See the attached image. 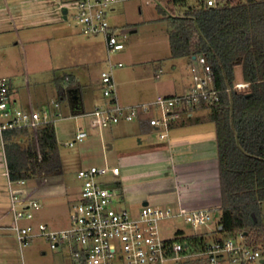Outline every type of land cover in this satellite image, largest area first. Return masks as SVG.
Segmentation results:
<instances>
[{
    "label": "rangeland",
    "instance_id": "1",
    "mask_svg": "<svg viewBox=\"0 0 264 264\" xmlns=\"http://www.w3.org/2000/svg\"><path fill=\"white\" fill-rule=\"evenodd\" d=\"M7 2L13 9L20 8V12L28 11L34 16H31L30 23L24 25L19 23L18 29H14L11 20L7 18L5 2L0 0V70L3 72L2 75H16L15 85L23 100L27 101L30 94L34 102L37 100L46 102L58 94L53 86L54 70L57 75H62L64 72L77 73L83 82L87 112L91 104L89 96L98 99L103 94L101 73L107 68V57L103 62L95 61V59L96 55H106L104 36L84 34L75 18L76 10L66 0L64 4L71 5L67 19L64 18L63 11L57 9L58 3L53 0H7ZM147 2V0H126L116 4L118 8L125 11L124 14L129 22H136L138 25V32L129 31L127 34L125 50L130 49L131 56L138 60L149 56H159V59L153 61L157 63L155 68L160 69L162 76L170 77L174 69H172L173 60L169 58L170 26L167 17L185 13L189 7L197 6L200 0H185L179 3L173 0H149V3ZM51 10L53 12H50ZM78 59L82 60L86 69L74 68ZM175 61L180 62L182 74L187 78L190 77V68L188 63H185L187 59L176 58ZM142 64L145 65L144 67L149 66L146 62ZM130 66V62L125 60L124 71ZM235 72L236 83L242 82V65L238 64ZM144 83L145 81H137L132 86L140 87ZM122 87L128 95L126 85ZM68 105L69 101L63 100L62 117L54 122L62 171L60 174L49 176L47 180L33 178L26 182L23 189H26L30 195L36 192V197L43 202L44 206L35 211V217L32 220H24L23 223L48 222V226L53 229L68 228L71 224V207L81 196V182L77 178V173L80 169L89 168L92 165L120 167L121 174L119 176L109 175L108 184L113 188H120V184H123L124 190L126 188L125 199H117L116 206L127 209L133 214L137 213V207H141L145 200L138 199L139 194L153 191L154 198L161 202H165L170 195L175 194V189L168 191L170 190L168 186L175 185L170 163L166 166L151 168H134L126 165L124 158L128 157H125L126 154L122 153L124 151L120 150L119 143H115L113 148L108 149L107 143L102 141L99 129L90 127L91 116L85 114L78 118L70 110L65 113L64 109H67ZM210 125L214 124L205 123L203 126L209 127ZM81 127L87 131L88 136L74 146H69L67 142L75 138ZM157 175H162L158 178L160 180L164 177L165 181L163 183L157 181ZM162 186L169 189L163 191L157 189ZM152 199L153 197L148 200L154 205ZM220 202L216 203L212 211L213 221L207 226L198 227L197 230L186 223L183 217L176 216L161 220L159 226L163 237L174 239L179 230L191 235L207 233L209 229L216 228L215 223L220 215ZM8 226L9 229L0 236V264H81L73 262L68 246L60 245L58 248H52L48 240L41 236L31 238L26 245L21 247L11 223ZM214 238L212 234L208 237V241L214 242ZM167 264H210V260L197 245L187 246L186 251L182 253L181 260L170 261ZM219 264L235 263L226 259ZM255 264L262 263L256 261Z\"/></svg>",
    "mask_w": 264,
    "mask_h": 264
},
{
    "label": "built area",
    "instance_id": "2",
    "mask_svg": "<svg viewBox=\"0 0 264 264\" xmlns=\"http://www.w3.org/2000/svg\"><path fill=\"white\" fill-rule=\"evenodd\" d=\"M57 9L68 10L71 5L64 0H53ZM76 10L75 18L86 35L102 34L107 48V68L101 73L103 94L108 98L104 105L95 107L90 113V126L102 130L121 122H136L148 116L149 125L160 129V138L168 137L171 125L182 116L196 108L199 100L208 103L219 101V93L213 83V72L204 56H196V62L190 71L193 85L186 94L175 96L159 95L152 101L124 105L118 99L117 83L114 71L123 66L115 61L113 53L125 48L127 32L112 25L109 10L118 2L126 0H66ZM216 5L217 0H208ZM249 84L242 81L235 88L246 91ZM62 103L54 96L43 109H26L17 106L12 93V80L0 76V135L9 130L29 128L36 131L40 126L54 123L62 117ZM88 136L80 128L75 138L67 144L74 146ZM118 166H97L80 169L77 178L81 182V196L70 211L71 224L68 228L57 230L46 222L23 223L32 220L35 211L41 209L38 199L24 196L25 179L12 181L9 178L11 205L14 220L12 228L16 231L20 246L26 245L33 237H44L52 248L66 245L70 249L73 262L81 264H167L181 260L188 244L182 240L163 237L159 222L173 217H183L193 226H206L214 219L210 209H188L181 204L142 205L136 214L118 208L116 200L121 199L118 188L109 186L107 177L118 176ZM210 264H219L228 259L235 264L256 263L264 258L262 251L248 245L242 233L228 235L222 239L205 244L202 248Z\"/></svg>",
    "mask_w": 264,
    "mask_h": 264
},
{
    "label": "trees",
    "instance_id": "3",
    "mask_svg": "<svg viewBox=\"0 0 264 264\" xmlns=\"http://www.w3.org/2000/svg\"><path fill=\"white\" fill-rule=\"evenodd\" d=\"M167 19L171 58L204 56L219 93L217 102L196 103V107L208 109L205 116L188 119L215 124L221 189L216 228L191 235L179 230L172 240L202 249L211 243L208 237L212 234L219 240L226 233H242L248 245L260 249L264 256V0H217L216 5L200 0L185 13ZM238 64L242 65L243 81L249 84L246 91L235 88ZM54 81L61 103L79 86L68 73L56 75ZM3 142L12 181L61 173L54 123L36 131H6Z\"/></svg>",
    "mask_w": 264,
    "mask_h": 264
},
{
    "label": "crops",
    "instance_id": "4",
    "mask_svg": "<svg viewBox=\"0 0 264 264\" xmlns=\"http://www.w3.org/2000/svg\"><path fill=\"white\" fill-rule=\"evenodd\" d=\"M147 1V3H149V0ZM3 2H5L7 18L8 20H11L14 29H18L19 23H22L23 25L30 23L32 15H30L28 11L20 12V8L13 9L10 7L7 0H3ZM52 10L50 12H53ZM139 10L140 12L142 11L140 6ZM124 12L125 11L118 8L116 4L109 10L108 16L112 25L118 29L125 30L127 34L129 31L138 32V25L136 22H129ZM125 43L126 46L124 49L113 53L115 61L123 62V66L117 67L114 71L115 80L118 84V99L120 103L124 105L144 103L154 100L159 95L175 96L186 94L190 91L193 85L191 71L190 77L188 76L187 78L186 75H183L181 64H179L180 62L175 61L176 58H172V69H174V71L171 76H162L160 69L157 67L155 68L157 63H153V61L159 59V56H149L148 58L138 60L131 56L130 49L127 51L125 50L127 48V42L125 41ZM132 43L136 44V42ZM104 45L106 48L105 43ZM88 48L90 50V46ZM96 56L95 61L103 62L106 60L107 52L104 56L101 54L100 56ZM100 57L101 59H99ZM169 58H171V52ZM183 58L187 59L185 63H188L189 68L196 62L194 58ZM125 60L129 61L131 66L124 71L123 68ZM144 62L149 64V66L144 67L145 65L142 64ZM81 67H83V69ZM74 68L84 70L86 69V65L83 64L82 60L78 59ZM64 73L72 74L77 79L79 84V86H76L77 89L71 90L70 92V99H67L69 101V109L68 107L67 109L65 108V113L70 110L73 115L81 118L82 115H87L94 110L95 107L104 105L108 102L109 99L106 98L104 94H102V96L98 99H94L92 96H89L91 104L89 110L86 112L87 99L85 98L84 90L82 88L83 82L80 80L77 73ZM2 74L3 72L0 70V76L8 75ZM56 75V71L54 70L53 78H55ZM15 76L16 75L7 77H10L12 80V93L17 106L26 109H43L49 105V99L46 102H39L38 100L37 102H34V99L30 94L27 101L23 100L22 95L19 94L20 92L17 90V86L15 85ZM137 81H145V83L140 87L134 88L132 84L134 85ZM124 84L126 85L128 95H126L122 87ZM53 86L57 89L55 81L53 82ZM56 95L57 94L54 96ZM35 105H37L36 108ZM61 110L63 113V102ZM207 113L208 109L201 108L200 106L192 109L187 115L182 116V118L172 126L168 137L165 139L160 138L159 128L149 125L148 116H143L136 122H121L99 130L102 141L104 140L109 146L108 149L113 148L115 143H119L121 147L120 150L124 151L122 153L126 154L125 157H128L124 158V163L130 167L151 168L166 166L168 163L171 164V175L172 179H174L175 185L172 184L171 186H168L170 188L168 191L175 189V194H173V196L170 195L168 200H165V202L156 200L153 196V191L139 194L138 199H145L144 201L151 203L148 199L153 197L152 202L154 205L170 204L174 207H178V205L181 204L188 209L207 208L214 211L213 209L216 203L221 201L215 124L207 120L198 123L188 122L189 117L205 116ZM205 123H213L214 125H210L209 127L203 126ZM156 177L161 178L162 175H157ZM46 178L48 177H44V179ZM159 178L157 181L162 183L165 181V179H163L164 177L160 180ZM169 188L162 186V188L158 187L157 189L163 191ZM119 189L123 192L122 194L120 191L121 199H125L124 193L126 192V188L124 190L123 184H120ZM23 191L24 196H29L41 201L38 197H36V192H32L30 195L26 192V189H23ZM41 204L43 208L44 205L42 201ZM137 208L138 209L136 211L138 212L141 207L139 206ZM13 220L14 215L11 205L9 173L4 142L0 135V236L4 234L5 230L9 229L8 224L11 223L12 225ZM214 230L215 228H211L207 233Z\"/></svg>",
    "mask_w": 264,
    "mask_h": 264
},
{
    "label": "water",
    "instance_id": "5",
    "mask_svg": "<svg viewBox=\"0 0 264 264\" xmlns=\"http://www.w3.org/2000/svg\"><path fill=\"white\" fill-rule=\"evenodd\" d=\"M67 12H68V10L65 8L63 10V15H64L65 19H67V17H68ZM193 58L196 59V56H194ZM147 204H148V202L144 201L143 205H147ZM220 228H222V227H220ZM225 236H228V233H226ZM261 263L264 264V258L261 259Z\"/></svg>",
    "mask_w": 264,
    "mask_h": 264
}]
</instances>
